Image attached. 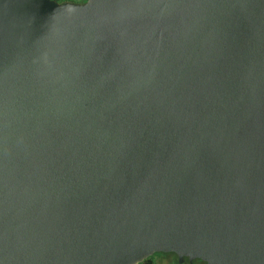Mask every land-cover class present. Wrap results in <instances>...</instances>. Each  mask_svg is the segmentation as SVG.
I'll return each mask as SVG.
<instances>
[{
	"label": "water",
	"instance_id": "95a60500",
	"mask_svg": "<svg viewBox=\"0 0 264 264\" xmlns=\"http://www.w3.org/2000/svg\"><path fill=\"white\" fill-rule=\"evenodd\" d=\"M264 264V0H0V264Z\"/></svg>",
	"mask_w": 264,
	"mask_h": 264
},
{
	"label": "rangeland",
	"instance_id": "374dc122",
	"mask_svg": "<svg viewBox=\"0 0 264 264\" xmlns=\"http://www.w3.org/2000/svg\"><path fill=\"white\" fill-rule=\"evenodd\" d=\"M152 259L154 260L155 264H190L186 260L179 261L177 257H175L173 254L169 256H165L161 254L160 252H154L151 254ZM191 264H203L197 260L192 262Z\"/></svg>",
	"mask_w": 264,
	"mask_h": 264
},
{
	"label": "trees",
	"instance_id": "16d2710c",
	"mask_svg": "<svg viewBox=\"0 0 264 264\" xmlns=\"http://www.w3.org/2000/svg\"><path fill=\"white\" fill-rule=\"evenodd\" d=\"M56 1H61V0H56ZM74 1H83V0H74ZM160 253H162V252H160ZM196 260L203 263V264H206L204 261H202L200 259L196 258ZM136 264H155V263H154V260L152 259L151 255H149V256L143 258L141 261L137 262Z\"/></svg>",
	"mask_w": 264,
	"mask_h": 264
},
{
	"label": "flooded vegetation",
	"instance_id": "af4514ba",
	"mask_svg": "<svg viewBox=\"0 0 264 264\" xmlns=\"http://www.w3.org/2000/svg\"><path fill=\"white\" fill-rule=\"evenodd\" d=\"M161 254H163L165 256H169L170 254L171 255L173 254L176 257V255L173 252H162ZM183 260H186L187 261V258L186 257H183ZM195 260H196V258L192 259V262H194Z\"/></svg>",
	"mask_w": 264,
	"mask_h": 264
}]
</instances>
